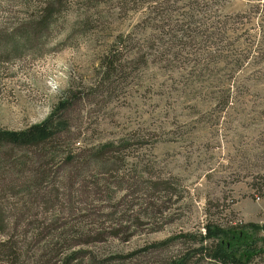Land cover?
<instances>
[{"label":"rangeland","instance_id":"1","mask_svg":"<svg viewBox=\"0 0 264 264\" xmlns=\"http://www.w3.org/2000/svg\"><path fill=\"white\" fill-rule=\"evenodd\" d=\"M51 1L0 0V42ZM170 3L174 26L144 6L69 0L20 58L0 48V130L52 120L61 138L41 188L0 180V242L18 264H171L209 224L264 237V0ZM113 51L123 68L107 78ZM97 154L103 171L85 162Z\"/></svg>","mask_w":264,"mask_h":264},{"label":"trees","instance_id":"2","mask_svg":"<svg viewBox=\"0 0 264 264\" xmlns=\"http://www.w3.org/2000/svg\"><path fill=\"white\" fill-rule=\"evenodd\" d=\"M67 1L69 0H53L48 2L46 6L42 7L40 15L34 22L24 29L11 33L9 35L10 39L7 42L3 44V41L0 42V48L3 53H5L4 57L20 58L27 45L31 44L35 39L41 40V38L45 37L46 32L52 29L56 15L66 7L65 3ZM115 1L119 5L130 9L136 6L151 8L157 19H161L160 15H162L166 20L170 21L169 24L173 26L175 24L171 16V13L175 9V6L170 3L172 0ZM173 1L175 4V0ZM184 17L185 18L182 20L183 23H180L178 26L183 27L192 24L193 12L186 13ZM161 30L164 31V26H162ZM255 45L257 56H259L264 49V40H258L255 42ZM116 54L118 53L114 51L110 52V55L101 62V68L104 70L103 75L107 78L117 73L120 68H123V64L121 60L117 58L118 56ZM140 56L141 60L145 59L144 54ZM64 109H66V104L59 107V111ZM53 123L54 122L50 120L24 133H9L0 130V180L6 179L7 177L8 180L11 181L10 184L13 185L12 179L17 180L18 177L21 179L25 176L32 175L33 178L26 181V184H29L30 187L28 189L25 188V191L27 189V192H29L32 188H41L43 183L46 181L49 182L52 179H50V177H52L50 173L52 170L50 164L53 163L51 159L55 157V154L59 153L60 149L58 148V142L61 139L59 136V128ZM19 150H26L29 154H24L20 159V157L17 156V151ZM29 155L31 156L29 157ZM45 160L46 164H43ZM85 162L91 166L100 167L102 171L103 165L108 164L105 154H97ZM41 170H43V172H41ZM22 174L23 177H20ZM11 176L13 178H11ZM0 183L2 182L0 181ZM150 185L157 186L158 183H150ZM0 187L3 188L2 185ZM2 190L3 189H1V192ZM21 192L22 191H20L19 194ZM34 196L36 195H32V198ZM28 211L30 210L28 209ZM6 227L4 219L2 218V212H0V234L4 233ZM247 228L248 226L224 229L209 224L205 227V234L200 235V246L195 248L192 252L187 253L182 259L174 261L171 264H197V262L202 260L212 264H251L257 257L264 255V237L249 235L246 232ZM61 238L64 242V238ZM11 241L12 240L0 242V264H18L15 260L16 253L12 252L16 250V247ZM7 252H12L10 255L7 254L4 258L7 261L1 260L2 256Z\"/></svg>","mask_w":264,"mask_h":264}]
</instances>
